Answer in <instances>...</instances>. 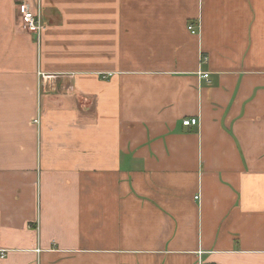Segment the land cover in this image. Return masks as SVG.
Returning a JSON list of instances; mask_svg holds the SVG:
<instances>
[{
	"label": "crops",
	"instance_id": "0c3cea01",
	"mask_svg": "<svg viewBox=\"0 0 264 264\" xmlns=\"http://www.w3.org/2000/svg\"><path fill=\"white\" fill-rule=\"evenodd\" d=\"M0 264H264V0H0Z\"/></svg>",
	"mask_w": 264,
	"mask_h": 264
},
{
	"label": "built area",
	"instance_id": "2783aa9c",
	"mask_svg": "<svg viewBox=\"0 0 264 264\" xmlns=\"http://www.w3.org/2000/svg\"><path fill=\"white\" fill-rule=\"evenodd\" d=\"M19 13L20 26L23 31L27 34H35L40 40L42 31L44 30V23L39 8H34L26 2L19 3L17 5ZM190 31L196 33V28L193 24L189 25ZM205 78L209 77V73H203ZM199 119L197 117H192L183 120L184 125H196ZM3 257V256H2Z\"/></svg>",
	"mask_w": 264,
	"mask_h": 264
}]
</instances>
